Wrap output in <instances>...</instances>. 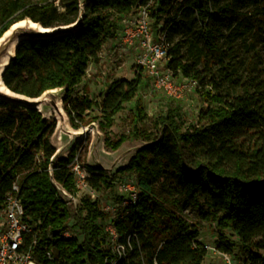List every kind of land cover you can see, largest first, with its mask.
I'll return each mask as SVG.
<instances>
[{
  "label": "trees",
  "instance_id": "obj_1",
  "mask_svg": "<svg viewBox=\"0 0 264 264\" xmlns=\"http://www.w3.org/2000/svg\"><path fill=\"white\" fill-rule=\"evenodd\" d=\"M82 1L0 0V36L26 18L48 28L73 24ZM139 6H148L153 30L165 36L166 67L196 82L205 102L196 123L184 125L181 108L167 104L153 130L142 128L147 114L138 95L139 71L134 78L110 80L99 100L74 93L122 17ZM83 13L73 30L20 40L2 81L31 98L63 88V110L75 129L97 121L105 130L132 103V129L104 143L112 150L129 138L143 144L113 175L101 166L83 167L97 192L113 190L118 173H135L136 198L118 196L119 209L109 216L97 200L84 196L72 213L56 184L75 193L70 165L79 157V142L50 168L55 118L0 98V207L17 181L26 218L41 228L33 247L36 261L204 264L199 224L211 221L218 250L232 254L239 246L244 263L264 264V55L254 32L264 21V0H87ZM187 207L194 209L195 222L185 216ZM108 223L121 254L110 244ZM69 225L74 234L58 237Z\"/></svg>",
  "mask_w": 264,
  "mask_h": 264
},
{
  "label": "rangeland",
  "instance_id": "obj_2",
  "mask_svg": "<svg viewBox=\"0 0 264 264\" xmlns=\"http://www.w3.org/2000/svg\"><path fill=\"white\" fill-rule=\"evenodd\" d=\"M249 10L248 7L244 9V11ZM254 32L257 37V48L260 53L264 55V21L261 23L260 28L254 30ZM179 34L180 31L176 33L175 38H178L180 36ZM220 39H222V37ZM107 43L108 44L105 45L100 52L99 61L97 63H89L87 73L81 83L76 86L74 93L83 94L87 92L92 99L99 100L110 80L120 77L134 78L139 71L141 74V85L138 95L141 98L142 107L147 114V118L141 125L142 128L153 130L155 117L165 111L167 104H177L181 108V118L184 125L196 123L200 109L205 107V102L202 101L197 90H185L181 97L168 98L162 91L155 90L151 86L149 77L145 71L137 65L134 50L122 48L121 46H113L112 48L110 41L107 40ZM175 79L179 82L182 77L175 76ZM131 108L132 103H126L124 109L114 116L112 126L105 130L100 129L97 121L76 129L77 131H81L85 130L87 126L89 127L88 131H84V133L79 136L80 138L78 137L75 140L76 143L79 142L77 151L80 165H100L108 174L113 175L119 167L128 162L129 158L143 144L141 139L129 138L116 150L107 147L104 143V139L105 137H109L111 140H115L121 134H128L133 125V111ZM52 113L53 114L48 117L56 118L55 120L58 122L57 115L53 111ZM66 120L68 129H75L70 125L68 116H66ZM65 138L66 136H64L59 127H57L51 137V142L55 148H60L63 146ZM61 150V153L66 156L67 148L63 147ZM122 180L136 183V175L131 172L118 173L115 176L113 190L104 188L98 192L95 198L99 203V207L104 212H107L109 216H114L119 209L117 197L127 195L126 192H122L121 189H119L118 185ZM88 190L89 189L86 188L79 189L75 194L76 202L68 201L67 204L72 213L75 211V207L79 200L84 196H89ZM185 216L191 222L197 220L195 211L191 207L185 209ZM199 226V238H201L203 242L214 244L217 237L215 224L211 221H203L200 222ZM226 232L230 240L236 241V237L230 230H226ZM260 253L264 255V250H261ZM230 256L239 259L244 257L245 254L239 246H236ZM204 262L207 264H226L221 254H213L211 251H206Z\"/></svg>",
  "mask_w": 264,
  "mask_h": 264
},
{
  "label": "built area",
  "instance_id": "obj_3",
  "mask_svg": "<svg viewBox=\"0 0 264 264\" xmlns=\"http://www.w3.org/2000/svg\"><path fill=\"white\" fill-rule=\"evenodd\" d=\"M113 38L115 39L113 46L135 51L137 65L145 71L155 90L162 91L168 97L178 98L185 90L196 88V82L190 78L182 77L181 81H176L175 76L166 67L168 43L163 34H157L153 30L148 6H139L125 14ZM78 160L76 156L70 165L75 176L76 191L89 189L88 195L95 200L98 192L88 184L86 180L88 173ZM118 186L122 192L127 193L131 201L136 198V183L122 180ZM18 190V182L15 181L0 207V264H39L33 256V247L41 228L38 223L26 218L18 197ZM58 191L67 203L68 201L76 202V191L74 194L64 188ZM125 203H127L126 200L122 204ZM106 230L113 250L121 254L123 246L117 241L114 226L108 223ZM73 234L69 225L58 233V237L69 238ZM49 237H51L50 234ZM203 248L213 254H221L226 264H246L240 259L232 258L229 253L218 250L215 243L203 242ZM46 255L51 258L50 251H47Z\"/></svg>",
  "mask_w": 264,
  "mask_h": 264
},
{
  "label": "water",
  "instance_id": "obj_4",
  "mask_svg": "<svg viewBox=\"0 0 264 264\" xmlns=\"http://www.w3.org/2000/svg\"><path fill=\"white\" fill-rule=\"evenodd\" d=\"M86 1L87 0H83L81 2L80 16L73 24L48 28L26 18L24 20L13 23L0 36V98L27 107L37 108L44 117H48L44 115L45 113H49L51 115V112L53 111L57 115L58 119V122L56 121L55 129L59 127L61 133L66 136L63 146H61L60 148H56L55 153L51 157L50 168L57 158L64 156V154L61 153V148L66 147L68 153L74 147L76 138L82 135L84 131H88L89 127L87 126L85 130L81 131H77L76 129H68L66 120L67 115L62 107V98L64 93L63 88L46 90L38 97H26L24 95L10 91L2 81V73L8 65L10 59L15 55V48L20 40L24 38L48 37L54 34L65 33L80 26L82 24L84 15L83 8ZM56 186L58 190L63 188L59 184H56Z\"/></svg>",
  "mask_w": 264,
  "mask_h": 264
},
{
  "label": "crops",
  "instance_id": "obj_5",
  "mask_svg": "<svg viewBox=\"0 0 264 264\" xmlns=\"http://www.w3.org/2000/svg\"><path fill=\"white\" fill-rule=\"evenodd\" d=\"M108 41H110V45H111V47L113 48V44H114V38L113 39H108ZM108 43H107V41L104 43V45H103V47L105 46V45H107ZM103 49V48H102ZM104 93V92H103ZM200 239V241L201 242H203V240L201 239V238H199ZM204 264H207V263H205L204 262Z\"/></svg>",
  "mask_w": 264,
  "mask_h": 264
},
{
  "label": "bare ground",
  "instance_id": "obj_6",
  "mask_svg": "<svg viewBox=\"0 0 264 264\" xmlns=\"http://www.w3.org/2000/svg\"><path fill=\"white\" fill-rule=\"evenodd\" d=\"M6 61H7V59H6ZM0 72H1V70H0ZM53 113L51 112V115H52ZM45 116H50V114L49 113H45L44 114Z\"/></svg>",
  "mask_w": 264,
  "mask_h": 264
}]
</instances>
